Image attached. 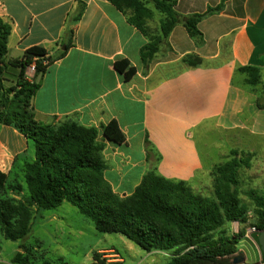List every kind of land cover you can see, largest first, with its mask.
I'll use <instances>...</instances> for the list:
<instances>
[{
	"label": "crops",
	"instance_id": "obj_1",
	"mask_svg": "<svg viewBox=\"0 0 264 264\" xmlns=\"http://www.w3.org/2000/svg\"><path fill=\"white\" fill-rule=\"evenodd\" d=\"M175 1V10L182 16L204 13L222 2ZM80 7L82 15L74 21ZM0 19L11 29L6 61L21 58L36 46L50 55L65 51V56L49 66L41 78L26 71L30 82H40L31 99L37 122L55 125L71 120L98 128L114 119L126 144L128 137L137 134L142 135L143 144L148 138L161 157L157 172L166 179L192 182L203 170V158L192 135L195 129L213 123L228 132L236 128L245 108L260 111L252 107L251 92L246 94L232 85V79L236 68L253 66L261 70L264 81V0H224L220 13L199 23L204 39L199 48L189 36L190 40L186 39L185 28L176 25L168 36L166 50L149 63L146 75L139 51L147 39L107 0H0ZM213 25L215 29L225 25L228 30L216 39V43L221 39L222 45L209 49L205 44L209 32L203 27L212 29ZM69 30L73 32L71 37ZM188 54L200 57L205 65L184 69L177 75L160 74ZM120 59H127L136 68V75L128 82L114 69V62ZM29 142L15 128L0 124V173L10 178L21 171L32 155ZM105 143L106 160L119 157L121 163L130 162L129 156L118 151L122 145L110 149L112 143ZM143 154L137 164L142 166V174L134 189L149 168L145 151ZM106 180L120 196L134 191L117 192Z\"/></svg>",
	"mask_w": 264,
	"mask_h": 264
},
{
	"label": "trees",
	"instance_id": "obj_2",
	"mask_svg": "<svg viewBox=\"0 0 264 264\" xmlns=\"http://www.w3.org/2000/svg\"><path fill=\"white\" fill-rule=\"evenodd\" d=\"M125 14L127 22L138 30L147 42L139 51L147 74L149 63L167 48V39L176 25L181 24L197 46L204 44L199 23L207 16L220 13L224 0L201 14L182 16L175 10V0H107ZM80 7L74 21L82 15ZM154 11L161 15L159 32L151 34L148 23ZM10 26L0 19V124L18 130L33 142L34 159L26 162L22 175L27 197L17 204V211L9 200L0 198V226L7 241H23L31 233V207L52 210L68 203L91 221L95 230L103 234H117L146 253L160 251L172 257L169 264H231L237 252L239 237L229 236L225 226L245 222L246 208L238 197L237 173L242 166L249 167L251 154L242 155L232 149L228 159L212 169L213 197L195 195L190 182L166 179L157 172L160 155L147 137L144 151L149 168L139 185L127 196L116 194L105 179L106 164L103 151L106 141L114 145L126 144V137L116 120L100 127H86L71 120L55 125L37 122L31 108V99L40 82L29 81L26 71L34 66V78H41L47 68L65 56V51L52 55L42 47L27 49L21 58L6 61ZM67 34L71 37L73 32ZM66 49L68 45H65ZM204 60L188 54L173 67L181 73L187 68L202 67ZM125 82L136 75V68L127 59L113 64ZM14 75L15 82L6 85L4 75ZM245 75L244 86H259L261 70L253 66L235 69ZM264 97V96H262ZM256 107L264 110V98ZM101 135V136H100ZM100 138V139H99ZM0 173V194L8 183H15ZM256 212V231L264 230V192H248ZM13 208V211H11ZM261 263H264L262 261ZM11 264H29L28 258L17 253Z\"/></svg>",
	"mask_w": 264,
	"mask_h": 264
},
{
	"label": "rangeland",
	"instance_id": "obj_3",
	"mask_svg": "<svg viewBox=\"0 0 264 264\" xmlns=\"http://www.w3.org/2000/svg\"><path fill=\"white\" fill-rule=\"evenodd\" d=\"M161 18V15L154 11L153 19L148 23L151 34L159 32ZM203 28L209 32L206 36L208 43L205 42L209 49L222 45L223 41L220 39L216 43V39L227 32L225 25H218L216 29L214 25L212 29L206 26ZM184 35L189 41L190 38L186 32ZM190 41L199 48L195 40ZM176 72L178 68L171 65L162 69L160 74L166 76L174 75ZM244 76L236 74L237 84ZM4 78L8 86L15 82L14 75L9 72L4 75ZM240 86L246 94L251 92V104L253 109L257 110L256 101L264 96V81L255 88L244 86L243 81ZM237 119L236 128L228 132L215 128L213 123H204L192 132L202 155L204 168L190 182V189L195 195L212 198L214 184L212 169L224 163L232 149L238 150L242 155L251 154L249 167L242 166L237 173L238 197L246 208L245 222H233L225 226V229L229 236L239 237L236 240L237 252L231 256L232 258L242 255L245 258L244 264H264L261 263L258 249L251 238L252 229L256 230V212L253 202L247 196L248 192L258 194L264 192V110L254 112L245 108L243 114ZM29 143V154L32 155L26 159L28 162L32 160L34 154L33 142ZM110 147V149L117 148L114 144H110ZM118 149L123 156L131 158L130 162L121 163L119 157L107 160L104 157L105 178L112 182L117 192L128 193L134 190L142 174V166L137 165L143 160L144 155L142 135L128 137L127 144L119 146ZM9 177V179L15 177L16 184L7 182L8 185L0 194V198L9 200L10 205L15 208L14 211L11 208V211L15 212L18 202L25 201L27 189L18 171L16 175ZM30 210L33 217L31 233L25 240L16 242L5 240L0 226V264H11V260L17 253L26 256L29 264H169L172 259L171 255L165 252L146 253L121 235L97 232L90 220L66 202L52 210L40 211L35 206ZM105 249L106 252H100Z\"/></svg>",
	"mask_w": 264,
	"mask_h": 264
},
{
	"label": "water",
	"instance_id": "obj_4",
	"mask_svg": "<svg viewBox=\"0 0 264 264\" xmlns=\"http://www.w3.org/2000/svg\"><path fill=\"white\" fill-rule=\"evenodd\" d=\"M252 241L256 245L261 262L264 261V230L253 232L251 234ZM245 258L242 255L235 257L232 261V264H244Z\"/></svg>",
	"mask_w": 264,
	"mask_h": 264
},
{
	"label": "built area",
	"instance_id": "obj_5",
	"mask_svg": "<svg viewBox=\"0 0 264 264\" xmlns=\"http://www.w3.org/2000/svg\"><path fill=\"white\" fill-rule=\"evenodd\" d=\"M28 70H29V73L30 74H34V66H31L30 68H28ZM253 232H257L254 228L252 229V233Z\"/></svg>",
	"mask_w": 264,
	"mask_h": 264
}]
</instances>
